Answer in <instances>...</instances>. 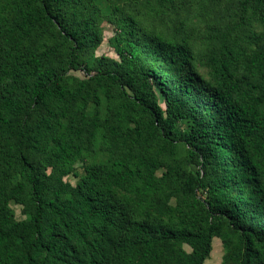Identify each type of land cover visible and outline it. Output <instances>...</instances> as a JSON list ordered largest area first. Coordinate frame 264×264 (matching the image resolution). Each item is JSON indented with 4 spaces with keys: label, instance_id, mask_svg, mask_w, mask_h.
<instances>
[{
    "label": "trees",
    "instance_id": "16d2710c",
    "mask_svg": "<svg viewBox=\"0 0 264 264\" xmlns=\"http://www.w3.org/2000/svg\"><path fill=\"white\" fill-rule=\"evenodd\" d=\"M98 2L0 0V264H264V0L209 27L213 84L139 19L176 0L114 1L118 58Z\"/></svg>",
    "mask_w": 264,
    "mask_h": 264
},
{
    "label": "rangeland",
    "instance_id": "374dc122",
    "mask_svg": "<svg viewBox=\"0 0 264 264\" xmlns=\"http://www.w3.org/2000/svg\"><path fill=\"white\" fill-rule=\"evenodd\" d=\"M114 1L117 2V0H99L98 2L103 39L95 54L118 58L115 48L111 44V38L116 34L115 21L111 13ZM213 2V0H176L175 5L168 8L158 7L157 5H153L152 8L140 5L138 8L141 14L139 19L144 26L155 29L165 37L172 38L184 35L189 38L193 50L192 74L197 79L211 84H213V78L206 57L217 47V44L209 34V27H224V24L232 21L234 0ZM127 4H124V6H127ZM251 28L258 33L262 31L261 25L257 23H252ZM69 73L78 77L84 76L82 71L71 70ZM99 158H102V155L88 153L84 156L87 161ZM82 163L83 160H78L74 165L79 173L82 172ZM191 167L195 168L194 165H191ZM160 172L161 169L158 170V174ZM64 179L72 184L76 182V178L72 175L65 176ZM11 208L17 218L24 217L21 213L22 205L12 203ZM219 242L214 241L213 250L210 257L205 260V264H221L224 251L220 240ZM186 248L188 249L187 246Z\"/></svg>",
    "mask_w": 264,
    "mask_h": 264
},
{
    "label": "crops",
    "instance_id": "0c3cea01",
    "mask_svg": "<svg viewBox=\"0 0 264 264\" xmlns=\"http://www.w3.org/2000/svg\"><path fill=\"white\" fill-rule=\"evenodd\" d=\"M215 240H217V242L220 243V242H219V238L214 237L213 240H212V246H213V243H214ZM212 250H213V247H212ZM205 263H206V262H205ZM205 263H204V264H205Z\"/></svg>",
    "mask_w": 264,
    "mask_h": 264
}]
</instances>
